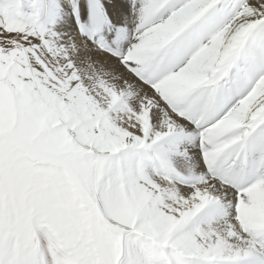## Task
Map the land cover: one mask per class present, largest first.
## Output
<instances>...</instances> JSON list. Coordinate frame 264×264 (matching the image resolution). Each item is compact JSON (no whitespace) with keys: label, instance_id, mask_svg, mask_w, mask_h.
<instances>
[{"label":"snow or ice","instance_id":"snow-or-ice-1","mask_svg":"<svg viewBox=\"0 0 264 264\" xmlns=\"http://www.w3.org/2000/svg\"><path fill=\"white\" fill-rule=\"evenodd\" d=\"M0 264H264V0H0Z\"/></svg>","mask_w":264,"mask_h":264}]
</instances>
